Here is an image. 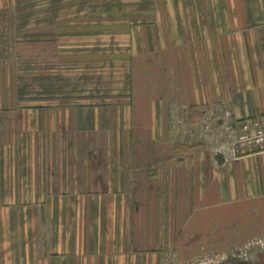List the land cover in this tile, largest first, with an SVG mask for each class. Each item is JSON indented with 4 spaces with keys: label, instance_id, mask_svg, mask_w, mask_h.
Segmentation results:
<instances>
[{
    "label": "crops",
    "instance_id": "obj_1",
    "mask_svg": "<svg viewBox=\"0 0 264 264\" xmlns=\"http://www.w3.org/2000/svg\"><path fill=\"white\" fill-rule=\"evenodd\" d=\"M258 117L264 0H0V264H264Z\"/></svg>",
    "mask_w": 264,
    "mask_h": 264
},
{
    "label": "built area",
    "instance_id": "obj_2",
    "mask_svg": "<svg viewBox=\"0 0 264 264\" xmlns=\"http://www.w3.org/2000/svg\"><path fill=\"white\" fill-rule=\"evenodd\" d=\"M256 147L264 148V117L239 123L229 143L228 152L232 157H237L244 151Z\"/></svg>",
    "mask_w": 264,
    "mask_h": 264
},
{
    "label": "rangeland",
    "instance_id": "obj_3",
    "mask_svg": "<svg viewBox=\"0 0 264 264\" xmlns=\"http://www.w3.org/2000/svg\"><path fill=\"white\" fill-rule=\"evenodd\" d=\"M83 28H87V27H82V30ZM17 34H18V39L16 42H13V46H14L13 48L15 49V51L12 53H33L34 55L35 53H56L55 42L37 41L35 39L36 38L35 36H31V37L25 36L26 33L24 31L21 34H19V32ZM25 37L27 39H25ZM114 44H117V42H114ZM87 45H88V41H81L80 48H76V47L71 48V46H69V43L66 42V47L64 48V52L62 51L61 53H93V51H89ZM112 45L109 47H112ZM71 74L72 73H70V76H72ZM82 76L87 78L89 77L88 74H86V76L85 75ZM66 94H68L67 91Z\"/></svg>",
    "mask_w": 264,
    "mask_h": 264
}]
</instances>
